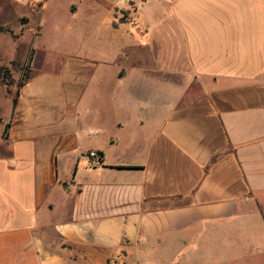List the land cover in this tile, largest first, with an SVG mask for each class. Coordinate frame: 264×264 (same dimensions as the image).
Masks as SVG:
<instances>
[{
    "label": "crops",
    "instance_id": "0c3cea01",
    "mask_svg": "<svg viewBox=\"0 0 264 264\" xmlns=\"http://www.w3.org/2000/svg\"><path fill=\"white\" fill-rule=\"evenodd\" d=\"M4 35L0 264L264 250V0H0Z\"/></svg>",
    "mask_w": 264,
    "mask_h": 264
},
{
    "label": "rangeland",
    "instance_id": "374dc122",
    "mask_svg": "<svg viewBox=\"0 0 264 264\" xmlns=\"http://www.w3.org/2000/svg\"><path fill=\"white\" fill-rule=\"evenodd\" d=\"M9 5L11 8H14L21 4L16 3L15 0H9ZM12 25L13 30L18 29L21 26L16 21H13ZM30 26V28L34 27V25ZM31 31V29H28V32ZM30 41V35L26 34L23 38L22 45L25 47L30 43ZM0 48L2 53L4 54L3 62H6L7 60L15 56L16 51L12 46V42L8 35H4L0 38ZM1 62L2 61L0 60V63ZM13 74L15 79L19 78V72L17 70L13 71ZM5 75L6 74L4 73V71L0 72V120L3 118H8L11 109V101H13L18 91L17 83L14 82L11 75L8 72L7 77ZM28 75L29 73H27V76ZM7 80L11 81L12 86H7ZM5 126V123H0V134ZM242 246H244V244ZM216 247L217 248L215 249V252L212 251L209 252V254H203V257L197 256L199 257L198 260L192 262L191 264H264V250L260 251V253L257 254L255 253V251H253L252 248H248L245 246L244 249H237V247H233L232 250L228 251H226V248L222 247V245L220 247L219 244H217ZM108 264H127V262H124L122 257H118V259H111Z\"/></svg>",
    "mask_w": 264,
    "mask_h": 264
},
{
    "label": "trees",
    "instance_id": "16d2710c",
    "mask_svg": "<svg viewBox=\"0 0 264 264\" xmlns=\"http://www.w3.org/2000/svg\"><path fill=\"white\" fill-rule=\"evenodd\" d=\"M32 57H33V53H32V51H31V53H30V57H29V59H28V62H27L26 65L24 66L22 77H21V79H20V80L18 81V83H17L18 89L21 88V87L24 85V83L26 82V80L28 79L27 73H29V71H30V67H31V63H32ZM7 72H8L7 70H4V73L6 74V75H5L6 77H7ZM4 78H5V77H4ZM6 84H7L8 87L12 86L11 81H8V80H7ZM17 95H18V91H17V93H16V96H15L14 99H13V104H14V105H15V103H16V97H17ZM6 132H7V127H6V129H5V131H4V135L6 134Z\"/></svg>",
    "mask_w": 264,
    "mask_h": 264
},
{
    "label": "built area",
    "instance_id": "2783aa9c",
    "mask_svg": "<svg viewBox=\"0 0 264 264\" xmlns=\"http://www.w3.org/2000/svg\"><path fill=\"white\" fill-rule=\"evenodd\" d=\"M30 1H31V0H16V2H17L18 4H21V5H26V4H28ZM94 158L98 159V158H99V157H98V154H97L96 152H91V153L89 154V160L91 161V159H94Z\"/></svg>",
    "mask_w": 264,
    "mask_h": 264
}]
</instances>
